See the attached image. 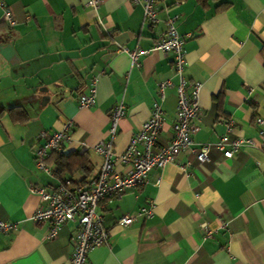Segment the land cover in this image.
Masks as SVG:
<instances>
[{
    "label": "crops",
    "instance_id": "0c3cea01",
    "mask_svg": "<svg viewBox=\"0 0 264 264\" xmlns=\"http://www.w3.org/2000/svg\"><path fill=\"white\" fill-rule=\"evenodd\" d=\"M85 1L5 0L12 28L0 8V222L14 225L0 232V264H66L71 253L75 224L65 223L55 239H46L48 224L30 219L39 198L29 185L60 181L53 157L46 164L50 173L35 167L41 131H58L70 121L63 152L88 158L90 179L101 163L93 148L108 138L109 110L124 105L113 139L121 153L149 117L157 84L170 80L158 137L168 142L178 81L172 54L148 51L132 64L118 51L151 49L168 19L183 41L187 85L201 84L193 142L215 143L228 120L231 137L257 140L255 119L264 120V0H159L152 27L131 0H101L96 11ZM93 79L94 105L79 107L78 95ZM208 157L198 163L180 152L150 170L144 184L99 203L108 237L89 251L87 264H264V151L245 147L224 159L212 149ZM115 169L125 167L115 163ZM70 170L64 178H83L81 170ZM124 214L135 219L122 227L116 221Z\"/></svg>",
    "mask_w": 264,
    "mask_h": 264
},
{
    "label": "built area",
    "instance_id": "2783aa9c",
    "mask_svg": "<svg viewBox=\"0 0 264 264\" xmlns=\"http://www.w3.org/2000/svg\"><path fill=\"white\" fill-rule=\"evenodd\" d=\"M142 9V20L152 27L158 23L157 3L159 0H131ZM101 0H86L85 6L96 11ZM3 20L8 27L15 25V19L5 2L0 0ZM99 21V20H98ZM183 41L177 34L173 19L166 21L164 34L156 40L149 50H129L119 47L118 51L126 53L137 64L140 55L148 51H160L172 54V69L178 81L175 85L176 105L171 124V137L168 142L161 144L158 137L162 129V102L165 91L172 87L170 80L157 84V99L151 106L150 115L140 129L133 134L129 143L121 153H116L113 139L117 133L118 122L124 114V105L119 103L108 113V138L94 146V152L100 157L101 163L94 176L86 181L73 183L70 179H62L56 185H29V191L37 194L39 206L30 219L35 223L48 224L46 239H55L65 223L75 224L70 236L71 253L66 264H87V254L90 250L107 241L108 231L103 226L102 215L96 211L99 203L120 199L127 191L146 182V176L152 169H160L165 164L175 160L180 152L194 155L198 163L209 161L210 150L219 151L224 159L231 158L245 147H256L264 151V120L255 119L260 127L257 140L245 137H231L233 122L225 123V133L215 143L196 145L192 136L197 132L195 121L201 115L199 106L200 82L194 81L187 85L183 71L187 65L182 46ZM95 82L91 81L86 92L78 95L79 107H90L95 102ZM71 122L64 123L58 131H41L38 135L43 141L33 149L35 167L45 173H50L45 159L51 151H62L64 144L70 139ZM115 163L125 167L123 172H117ZM189 164V162H187ZM182 168V167H181ZM147 216L149 209H141ZM135 214L121 215L116 223L125 227L132 223ZM12 223L0 222V232L12 229ZM205 230V236L211 231Z\"/></svg>",
    "mask_w": 264,
    "mask_h": 264
},
{
    "label": "trees",
    "instance_id": "16d2710c",
    "mask_svg": "<svg viewBox=\"0 0 264 264\" xmlns=\"http://www.w3.org/2000/svg\"><path fill=\"white\" fill-rule=\"evenodd\" d=\"M202 1V0H200ZM11 111H15L14 108L10 109ZM24 112L22 110H19L16 112V115L18 116L19 119H22L25 117L23 114ZM52 158V163H54L55 167L53 170V173L55 176H57L60 181L62 179H69V178H64L62 174L71 171L70 169L74 167L75 170L79 169L83 173V178L80 181H73L70 179L73 183H79L86 181V176L89 174V168L87 167V164L89 162V159L84 157V156H79L74 153H64L62 151H51L48 156L45 159V163L48 164L49 158ZM85 160V161H83ZM87 163V164H86ZM65 175V174H64Z\"/></svg>",
    "mask_w": 264,
    "mask_h": 264
},
{
    "label": "water",
    "instance_id": "95a60500",
    "mask_svg": "<svg viewBox=\"0 0 264 264\" xmlns=\"http://www.w3.org/2000/svg\"><path fill=\"white\" fill-rule=\"evenodd\" d=\"M39 91H43L45 92L46 90L43 89V90H39ZM48 99L47 95H44L42 98H41V104H43L44 101H46Z\"/></svg>",
    "mask_w": 264,
    "mask_h": 264
}]
</instances>
